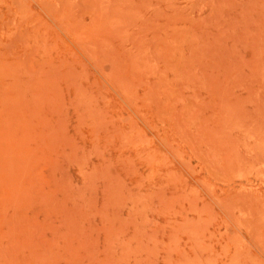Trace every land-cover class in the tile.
<instances>
[{
  "label": "rangeland",
  "instance_id": "obj_1",
  "mask_svg": "<svg viewBox=\"0 0 264 264\" xmlns=\"http://www.w3.org/2000/svg\"><path fill=\"white\" fill-rule=\"evenodd\" d=\"M0 264H264V0H0Z\"/></svg>",
  "mask_w": 264,
  "mask_h": 264
}]
</instances>
